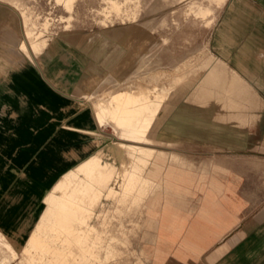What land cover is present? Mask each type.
<instances>
[{
	"label": "crops",
	"instance_id": "obj_1",
	"mask_svg": "<svg viewBox=\"0 0 264 264\" xmlns=\"http://www.w3.org/2000/svg\"><path fill=\"white\" fill-rule=\"evenodd\" d=\"M57 2L58 28L35 64V72L54 93L77 99L106 77L129 82V90L140 87L153 98L161 96L145 134L157 150L194 153L204 163L205 175L214 168L264 160V0ZM202 8L208 9L205 15L198 12ZM24 73L20 64L19 93L33 108L24 115L33 116L41 103L51 105V114L57 111L53 101L27 94ZM190 164L176 165L184 171L178 188L159 197V207L173 216L165 225L172 236L183 230L182 207L170 199L189 188L184 182H191L196 168ZM211 177L227 182L218 174ZM200 198L197 216L220 225L210 236L220 240L218 245L197 260H181L179 250L201 236L190 226L166 259L167 252L157 248L163 264H212L209 258L220 260L243 246L264 247V208L251 214L232 205L225 216L210 219L209 199L220 197Z\"/></svg>",
	"mask_w": 264,
	"mask_h": 264
},
{
	"label": "rangeland",
	"instance_id": "obj_2",
	"mask_svg": "<svg viewBox=\"0 0 264 264\" xmlns=\"http://www.w3.org/2000/svg\"><path fill=\"white\" fill-rule=\"evenodd\" d=\"M57 3V0H0V14H3L2 19L5 26L11 18V25L18 29L16 30L18 43L24 37V29L32 30L31 40L47 41L58 28L56 25L58 22L56 17ZM43 47L25 50L18 49L16 59L10 65V68L8 67L5 71L0 72V118L2 109L7 105H12L21 117L28 119L27 122L29 121V125H32L35 132L41 129L38 128L39 120H46L48 122L46 127L50 126V129L47 127L42 132V136L38 137L36 141L39 143L34 145V151L32 152L46 155L44 151L49 147L54 148V152L51 153L52 161L46 162L47 164L51 163L47 165L50 175L46 174V178H42L44 180L38 183L37 188H31L28 191L32 194L31 197L21 198V195L16 196L15 194L12 197L10 195L5 196L4 191L6 186L10 185V181L3 184L0 183V201L14 200L17 202L18 199H22L24 206L21 211H27L26 215L16 217L15 222L11 223L4 222V219L0 217V264H32L28 253V237L31 233L41 232L40 229L44 227L37 224L36 221H38V216L45 205L44 196L53 183L61 176L63 171L96 150L102 148L105 150L112 149L116 145L115 141L111 139L117 136L113 123L108 121L96 127L91 110L96 108L99 103L106 104L105 102H107L112 92L130 89L129 82L119 84L111 78L109 85H105L101 81L77 99H67L58 96L35 72L37 55ZM20 64L25 68V82L23 84H25L24 88L27 94L35 95L36 99L53 101L57 111L55 110L51 114V105L41 103L35 106L43 105L48 111L41 113L40 110H37L39 115L37 114L36 116H39L40 119L35 118L34 121H31L32 115L27 116L28 113L33 111V108H30L29 104L22 99L19 93ZM139 80L138 84L144 82V75ZM138 88L140 87H136L134 90ZM141 90L145 91L144 88H141ZM35 108L34 112L36 111ZM4 124L0 120V168L5 170L3 176L0 175V181H4L3 177L5 174L11 178H19L24 169L33 163L29 157L16 161L18 153L13 147L16 140L8 128L4 127ZM19 132L21 133V131ZM44 138L47 141L52 140L53 145H46V142H42ZM27 148L33 149V146H30V148L28 146ZM165 153L177 155L181 160L193 163L196 166L191 174V182H184L188 184L189 188L181 191L179 196L175 194L170 199L182 207L180 223L183 226V230L176 236L168 234L165 226L167 225L166 221L173 216L166 213V209L157 207L155 209L157 215L143 214V212L141 213L142 215H139L147 223L144 224L141 231H136L133 216L138 215L137 209L135 207L130 210L122 208L124 212L116 214L117 211L114 210L117 203L116 198L102 196L94 204V211H92L89 221L91 225L100 230L104 227L107 228L108 231H105V242L111 240V243L116 244L118 254L114 257H106L102 250L99 264H137L140 259L141 264H163L169 255V251L178 249L185 229L190 226L198 230L201 236H198L199 238L190 247L179 250L180 255L182 254L180 259L188 257L189 259L197 260V256L206 254L215 248L220 241H212L210 238L212 233L215 232L213 230L220 227V225L211 223L208 218L197 216L198 208L203 202L200 197L204 195L220 197L218 199H209L211 201L208 208V217L210 219L225 216L232 205L239 209H246L251 214L258 209L264 208V160L245 161L235 164L232 168H217V171L214 168L211 174L205 175L202 168L204 163L194 153L170 151ZM212 174L214 176L218 174L227 182H214L215 178L211 177L213 176ZM226 193L232 195L233 199H228ZM160 201H165V199ZM5 210L9 211V208ZM112 214L115 216L112 217ZM4 218L7 220L9 217L6 216ZM260 219L262 220L263 218ZM112 235H116L118 239H110ZM157 248L167 252L164 260H162L163 257L157 256ZM31 249L33 256L37 257V252L40 249ZM199 249L200 252L198 254L194 252V250ZM12 252L15 254H12ZM217 260H219V257L208 259L212 264H236L238 262L242 264H264V247L243 246L228 251L218 262L214 263Z\"/></svg>",
	"mask_w": 264,
	"mask_h": 264
},
{
	"label": "bare ground",
	"instance_id": "obj_3",
	"mask_svg": "<svg viewBox=\"0 0 264 264\" xmlns=\"http://www.w3.org/2000/svg\"><path fill=\"white\" fill-rule=\"evenodd\" d=\"M198 12L205 15L208 9L202 8ZM2 15L0 14V72L10 68L18 49L38 48L47 43L46 40H31L30 29H24V37L18 43V29L11 25V18L5 26ZM110 83L111 77L103 80L105 85ZM160 100L161 96L153 98L139 88L121 89L112 92L106 104L99 103L91 110L96 127L109 121L116 128L117 136L111 138L116 143L114 151L113 148L96 150L63 171L53 183L44 196L45 205L36 221L44 227L40 229L41 232L31 233L28 237V253L32 264H99L102 250L106 257L116 256V244L111 243V240L105 242L107 228L100 230L89 221L94 204L102 196L116 198V214L124 212L122 208L137 209L138 215L133 216L136 231L141 230L147 223L139 217L142 212L157 215L155 209L159 207L161 193L176 190L179 186L178 177L184 173L176 165H191L184 163L177 155L157 150L156 145L146 139L147 128ZM35 109L31 121L40 119L36 116L37 110L41 113L48 111L43 105L36 106ZM0 120L16 140L13 144L18 153L16 161L29 157L33 162L24 169L19 178L4 175V181L1 180L0 183L10 181L4 194L11 197L13 194L21 195V198L31 197L32 194L28 191L37 188L38 183L44 180L42 178H46V174L50 175L47 165L51 163L46 162L52 161L51 153L54 148L49 147L44 151L46 155L32 152L34 145L39 143L36 141L38 137L42 136L47 127L50 129V126L46 127L48 122L40 119L38 128L41 129L35 132L29 121L27 122L28 119L21 117L12 105L2 109ZM51 141L45 138L42 140L46 145H53ZM28 146H33V149H28ZM4 172L0 168V175L3 176ZM23 206L22 199L17 202L0 201V217L6 223L15 222L16 217L26 215L27 211H21ZM6 216L9 217L7 220L4 218ZM112 236L110 239H118L116 235ZM31 248L40 249L37 257L33 256ZM137 264H141V259Z\"/></svg>",
	"mask_w": 264,
	"mask_h": 264
}]
</instances>
